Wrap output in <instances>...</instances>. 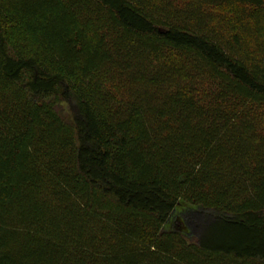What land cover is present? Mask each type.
<instances>
[{"label": "trees", "instance_id": "16d2710c", "mask_svg": "<svg viewBox=\"0 0 264 264\" xmlns=\"http://www.w3.org/2000/svg\"><path fill=\"white\" fill-rule=\"evenodd\" d=\"M173 1L0 0V264H264V0Z\"/></svg>", "mask_w": 264, "mask_h": 264}, {"label": "rangeland", "instance_id": "374dc122", "mask_svg": "<svg viewBox=\"0 0 264 264\" xmlns=\"http://www.w3.org/2000/svg\"><path fill=\"white\" fill-rule=\"evenodd\" d=\"M186 1H192V0H174L173 1V6H181L183 5ZM205 12H207L208 15H211L213 18H215V22L217 18H224L229 22L228 26H231L230 23V14L229 11L226 9H216V8H204ZM87 34L91 35V29H87ZM7 38H8V44L9 47L12 50L19 51L22 54H28L32 53L34 51H38V45L36 41L31 39L28 35H26L23 31H21L19 28L16 27H10L7 29ZM175 66L172 78L175 83H178L180 85H184L186 81H189V75L185 72L184 67L181 64V61L178 59H175L174 61ZM108 71V72H107ZM98 81H99V87L103 92H105L107 99H109L108 105L117 107L118 110L112 111L118 113L121 108V104L125 101L128 93H131L134 91L136 88H140L143 90H149L150 96L154 87L153 85H147L146 83H141L140 80L134 79L133 75L130 73H125V72H119L115 69L109 68H104L101 70L99 74H97ZM167 88V87H166ZM156 99H152L150 101L151 105H154L156 103ZM65 111H69L70 108L68 105L63 106ZM259 133L256 131V129L253 130V135H251V143L252 145H255L256 142L258 141V136ZM261 136V135H260ZM191 207L187 206L184 207L182 206L181 209H179L177 212H173L171 222L168 226H164V229L168 228L169 230L173 231H179L180 228L181 230L186 229L193 234H196V230L193 226L195 221L197 220L198 217H196V214L192 212V210L188 209Z\"/></svg>", "mask_w": 264, "mask_h": 264}]
</instances>
